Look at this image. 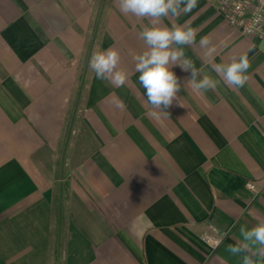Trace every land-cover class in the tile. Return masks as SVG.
Returning a JSON list of instances; mask_svg holds the SVG:
<instances>
[{
  "label": "crops",
  "instance_id": "crops-1",
  "mask_svg": "<svg viewBox=\"0 0 264 264\" xmlns=\"http://www.w3.org/2000/svg\"><path fill=\"white\" fill-rule=\"evenodd\" d=\"M173 24L195 29L185 56L220 82L194 91L174 66L165 116L135 71L150 18L117 0H0V264H241L226 246L264 221V41L215 1ZM110 47L122 86L89 67ZM243 54L236 89L212 69Z\"/></svg>",
  "mask_w": 264,
  "mask_h": 264
},
{
  "label": "clouds",
  "instance_id": "clouds-1",
  "mask_svg": "<svg viewBox=\"0 0 264 264\" xmlns=\"http://www.w3.org/2000/svg\"><path fill=\"white\" fill-rule=\"evenodd\" d=\"M197 3L198 0H117L122 13L151 20V25L140 32L147 49L134 57L135 71L139 73V83L145 89L147 103L165 116H169L167 109L174 101L179 103L177 94L182 87L172 71L174 66L179 65L182 70L190 71L187 82L194 91H214L220 82L206 74L203 68H196L194 62L185 56V47L195 43V29L176 24L160 26L163 18L191 12ZM209 43L207 37L200 41L202 47H207ZM120 62V52L110 47L94 51L89 67L97 79L122 86L128 73L119 67ZM249 68V59L243 54L233 58L230 63L214 65L212 70L226 85L239 89L248 81ZM239 232L241 239L235 244H228L225 251L232 257H239L241 264H264V221L252 227L241 225Z\"/></svg>",
  "mask_w": 264,
  "mask_h": 264
},
{
  "label": "built area",
  "instance_id": "built-area-1",
  "mask_svg": "<svg viewBox=\"0 0 264 264\" xmlns=\"http://www.w3.org/2000/svg\"><path fill=\"white\" fill-rule=\"evenodd\" d=\"M215 1L220 12L224 13L229 24L246 35H252L264 41V0H208ZM249 189L256 191L252 181L247 182ZM204 239L216 247L219 240L205 236Z\"/></svg>",
  "mask_w": 264,
  "mask_h": 264
}]
</instances>
